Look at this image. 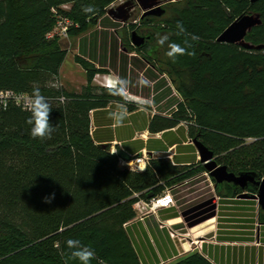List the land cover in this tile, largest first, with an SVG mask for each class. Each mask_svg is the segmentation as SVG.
Segmentation results:
<instances>
[{"label":"trees","instance_id":"trees-1","mask_svg":"<svg viewBox=\"0 0 264 264\" xmlns=\"http://www.w3.org/2000/svg\"><path fill=\"white\" fill-rule=\"evenodd\" d=\"M118 1L0 0V91L31 94L38 84L52 105L50 123L57 129L51 139H34L26 123L30 112L14 104L0 107V264H80L71 257L68 239H78L95 251L90 264H144L127 226L137 217L134 205L162 196L203 169L187 165L196 157L185 163L176 159L175 164L169 158H151L141 172L121 167L120 162L131 157L96 143L91 113L123 101L93 85L101 70L86 57H75L87 79L80 92L50 86L59 83L68 55L58 38H49L58 21L67 19L78 26L69 28L71 35L87 32L98 22L105 24L106 9ZM87 5L95 11L84 13ZM246 14H259L263 22L246 41L264 46V1L184 0L168 5L161 18L140 20L147 26L155 23L153 42L169 37L156 62L148 49L132 45L130 32L122 38V47L142 54L159 75L170 78L179 95L170 118H153L152 133L185 124L191 139L212 151L218 165L236 175L253 173L262 181L264 48L246 50L217 42ZM177 22L185 28L183 35L176 34ZM136 29L133 25L129 30ZM191 35L199 40L192 41ZM186 39L195 56L170 59L167 44L186 46ZM61 95L67 97L65 104L56 99ZM218 190L233 197L241 189L224 183ZM245 191L257 194L258 187L249 184ZM259 219L264 223V210ZM172 264L213 263L193 253Z\"/></svg>","mask_w":264,"mask_h":264},{"label":"rangeland","instance_id":"rangeland-1","mask_svg":"<svg viewBox=\"0 0 264 264\" xmlns=\"http://www.w3.org/2000/svg\"><path fill=\"white\" fill-rule=\"evenodd\" d=\"M136 19L139 20V17ZM70 23V27L78 28L72 21ZM98 28L99 22L90 27L87 32H77L76 35L68 33L67 37L55 36L63 49L68 52L59 76V84L68 91H79L81 86L87 83L86 73L76 64L75 57L80 53V41ZM59 30L54 28L53 31L58 33ZM99 31L101 32V30ZM108 34H113V32H104L102 36L100 35V45L103 48L109 47L105 39ZM117 34L120 37L122 30H118ZM103 48L101 53L104 52ZM100 70V73L93 80L95 86L102 87V77L105 74L115 73L120 76L119 68L109 63ZM141 74L149 80L142 67H135L131 62L127 70V79L131 81L129 90L133 95L151 99L153 104L148 112L150 114L155 113L158 111L153 101L156 92L152 82L150 87L140 88L137 85V80ZM168 79L178 95L174 84L170 78ZM129 104L138 109L134 103ZM185 126L187 128V142L183 145L193 146L196 156V162L189 165L202 166L203 169L194 177L166 190V192H171L175 199L174 204L167 208L169 212H162V210L153 212L149 207L138 210L136 220L141 222L144 237L141 242L149 251L152 250V254L156 257L152 264H172L193 253H199L208 259L210 252L216 258L223 259L225 264L234 263L233 256L235 253L238 256L243 253L244 258H246L247 253L263 254L264 223H261L259 219L262 208L259 199L252 197L257 196V194L247 192L239 187L241 190L237 195L233 197L222 196L223 186L220 192L217 182L206 169V163L201 160L199 151L189 135L188 126ZM174 153L175 149H171L167 153H156L152 158H172ZM137 158L125 160L126 164L122 160L120 165L123 168L138 171L144 167V162L147 164L151 159L146 154L145 157L140 158L142 162L137 163L135 160ZM127 163L132 164L127 165ZM149 253L151 254V252Z\"/></svg>","mask_w":264,"mask_h":264},{"label":"crops","instance_id":"crops-1","mask_svg":"<svg viewBox=\"0 0 264 264\" xmlns=\"http://www.w3.org/2000/svg\"><path fill=\"white\" fill-rule=\"evenodd\" d=\"M103 22H105V24L99 22V28L80 41V53L78 55L86 57L87 60H90L99 69L105 68L101 67L103 63L112 64L114 67L119 68L120 76L124 78H127V70L131 62L135 67H142L146 76L151 80L153 89L156 92L153 101L158 111L150 114L148 110L140 111L135 108L134 111H130L128 109V116L121 127H113V121L109 119V112L115 109L116 102L110 104L106 109L93 111L91 113V130L96 143L110 144V150L113 153L120 150L124 155L131 158H142L145 157L146 154L152 158L156 153H167L171 149H175L173 157L169 158L174 164L178 162L176 159L184 161V163L185 161H191L192 158L196 157L194 155L195 149L191 145H183L187 142V128L184 124H180L176 128L159 133H152L150 130L153 118L158 115L170 118L176 107L175 100H179V96L175 93L168 77L166 75H159L150 64L144 61L138 54H130L124 51L122 47L124 25L112 21L107 15ZM99 30H101V32ZM118 30H122L120 37L117 34ZM104 32H113V34H108L105 38L109 44L108 48H103L100 45V39ZM102 48L104 49L103 53H101ZM129 56L134 58H130ZM151 71L153 74L150 75L149 73H151ZM153 76L157 77L154 81L152 79ZM157 82L158 84L156 85ZM86 84H83L79 91H75V93L80 92ZM156 86L157 90H155ZM189 164L190 163L187 165ZM146 166L143 167L144 170ZM162 212H169V209H164ZM127 226L143 263L152 264L156 257L152 254L153 251H149L141 242L144 238L141 230V222L135 219ZM149 252H151V254ZM208 260L213 264H225L223 259L220 260L216 258V256L212 255L210 252L208 254ZM233 262V264H264V252L261 255H257V252L247 253L246 258L243 257V253H241L240 256L235 253Z\"/></svg>","mask_w":264,"mask_h":264},{"label":"clouds","instance_id":"clouds-1","mask_svg":"<svg viewBox=\"0 0 264 264\" xmlns=\"http://www.w3.org/2000/svg\"><path fill=\"white\" fill-rule=\"evenodd\" d=\"M175 2V0H173ZM82 11L86 14L93 13L95 11L94 7L91 5L84 6ZM176 28L178 29L177 35H183L185 33V28L182 22H177ZM192 41H198L199 37L196 35H191ZM169 37L167 35L160 36L157 38L156 43L158 46L163 47L166 42H168ZM186 46H181L178 43H168V51L166 55L175 61L176 57L188 55L195 56L194 51H188L192 47L189 41L185 40ZM103 84L102 87L110 96L119 97L123 103L117 102L115 109L109 112V119L113 121V127L123 126V122L128 116L127 104L134 103L138 110L147 111L151 108L153 102L149 98H143L133 95L130 92L131 81L127 78L121 77L115 73H108L102 77ZM137 85L140 88L150 87L151 81L148 80L143 74H141L137 80ZM50 86L59 89L61 85L58 82H50ZM59 104H65L67 102V97L61 95L56 98ZM23 106L25 110L31 113L30 117L26 120V123L31 125L30 134L32 138H39L41 140L51 139L53 133L57 130L56 127L50 123V113L52 111V105L49 99L45 97L40 90L38 84L33 85L31 94L23 96ZM6 109V106H5ZM141 170H144L141 168ZM52 197H46L45 202L50 203ZM66 245L69 249H72L71 257L78 259L80 264H90V261L95 258L96 254L93 249L83 245L78 239H68Z\"/></svg>","mask_w":264,"mask_h":264},{"label":"water","instance_id":"water-1","mask_svg":"<svg viewBox=\"0 0 264 264\" xmlns=\"http://www.w3.org/2000/svg\"><path fill=\"white\" fill-rule=\"evenodd\" d=\"M184 0H175V2ZM264 0H250L252 4ZM174 3L173 0H119L117 3L111 5L106 9V15L114 22L121 25H129L137 17L143 20L147 17L161 18L166 13V7ZM262 19L259 14H246L236 19L218 38V43L237 45L246 50H261L263 45H253L246 41V36L254 28L262 25ZM154 40L152 33L140 35L138 32L133 31L131 33L132 45L140 49L146 41ZM126 52V50H124ZM106 64H101V67H105ZM194 145L199 151L201 160L206 163V169L210 172V175L215 179L217 184L222 185L224 183L233 184L234 187H240L242 190L246 189L249 184L258 187L257 196H252L259 199L260 206L264 210V179L257 181L255 174L253 173H240L238 175L228 171L226 166H220L215 161V156L205 145L200 141L194 140ZM105 150H110V144H100Z\"/></svg>","mask_w":264,"mask_h":264},{"label":"built area","instance_id":"built-area-1","mask_svg":"<svg viewBox=\"0 0 264 264\" xmlns=\"http://www.w3.org/2000/svg\"><path fill=\"white\" fill-rule=\"evenodd\" d=\"M53 12L55 13V10H53ZM71 23L69 20L65 19V20H59L58 24L55 28L60 29L58 33H54V31H52L49 34V38H54L55 36L58 37H67L68 35V31H69V27H70ZM27 95L26 93H17L14 91H0V107L2 108H6L10 105V104H14L15 106H17L18 108H21L24 111L25 110L24 106H23V96ZM137 163L142 162V160H140V158L135 159ZM125 163V161H122ZM129 163H127L128 165ZM147 164H145L144 162V166H146ZM141 169H138V172ZM175 199L174 196L171 192H165L162 196L157 197L155 199H152L150 202H146L144 200H140L138 201L135 205H134V209L136 211V214L138 213L139 209H145V208H150L153 212L157 211V210H164L167 209L170 205L174 204Z\"/></svg>","mask_w":264,"mask_h":264},{"label":"flooded vegetation","instance_id":"flooded-vegetation-1","mask_svg":"<svg viewBox=\"0 0 264 264\" xmlns=\"http://www.w3.org/2000/svg\"><path fill=\"white\" fill-rule=\"evenodd\" d=\"M152 19L156 20L158 18L152 17ZM144 23H148V22L140 21V18H139V20L135 19V20H133L131 22V24L125 25L123 27V29H124L123 38H126L129 32H131V33L133 32V31L129 30L130 27L133 26V25L137 26V29L134 30V31L138 32L140 35L147 36L148 34L152 33L151 32V29H152L151 26H153L155 23L148 24V26L145 25ZM143 47L148 49L151 52V56H155V57H152V59H153L154 62H156L157 61V57L159 56V53H160V46L157 45L156 40L154 42H153V39H152V41H150V40L146 41V43H145V45ZM133 53L134 54H138L144 61H146L147 63H149L151 65V62L148 61V60H145L144 56L142 54H139L137 52H132L130 54H133Z\"/></svg>","mask_w":264,"mask_h":264},{"label":"bare ground","instance_id":"bare-ground-1","mask_svg":"<svg viewBox=\"0 0 264 264\" xmlns=\"http://www.w3.org/2000/svg\"><path fill=\"white\" fill-rule=\"evenodd\" d=\"M129 164H132V163H129Z\"/></svg>","mask_w":264,"mask_h":264}]
</instances>
